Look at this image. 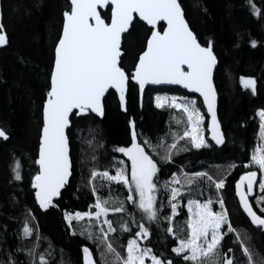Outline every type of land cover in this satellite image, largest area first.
I'll list each match as a JSON object with an SVG mask.
<instances>
[{
  "label": "trees",
  "instance_id": "16d2710c",
  "mask_svg": "<svg viewBox=\"0 0 264 264\" xmlns=\"http://www.w3.org/2000/svg\"><path fill=\"white\" fill-rule=\"evenodd\" d=\"M186 21L204 44L211 39L217 64L213 74L218 94L217 118L224 134L220 145L208 139L209 147L174 153L172 160L161 162L164 148L157 147L173 141L171 133L182 134L183 122L174 121L175 110L169 107L157 108L152 97L160 90L189 94L183 89L168 87H147L142 98L138 88L130 83L127 93V112L120 109L109 95L102 118L91 114L85 119L77 118L71 129V155L73 174L70 181L54 198V205L40 209L35 202L31 177L37 166L38 137L41 125V107L48 83L52 60V50L62 29V13L69 9V0H0L2 23L7 34V44L0 46V128L8 133V139L0 138V264L11 258L18 264H39V256L29 257L16 249L31 248L37 245L36 252L44 253L48 264H82L80 247H89L97 264H101L100 249L94 241L81 235L87 225L84 221L72 223V231L66 224L64 211H94L90 207L96 197L88 183L93 169L112 171L114 158L127 157L115 151L131 143V127L135 123L138 142L151 141L153 148L144 145L158 162L157 208L158 222L143 220L150 228L151 235L142 245L150 247L162 259H173L175 264H185L171 249L176 245V237L167 233L168 221L163 217L171 215L168 204L169 193L163 187L173 173L184 171L186 174L207 172L213 178L228 171L225 187L219 192L214 185L209 186L205 178L193 185H183L180 200L189 198L213 199L220 195L225 203L235 232H225L221 241L222 252L233 249L229 255L243 261L240 244L249 246L264 258V229L254 228L241 211L234 195V183L246 169L250 151L256 142L258 118L256 111L264 108V15H254L249 0H179ZM257 8L264 10V0H254ZM146 25L137 23L125 36L123 64L130 69L142 50ZM255 40L253 46L251 41ZM241 77H251L256 81V91L245 88ZM199 106L206 116L200 100ZM183 145L184 141H179ZM163 149V150H162ZM19 161L22 179H14V162ZM235 164V167L229 165ZM130 168V164L128 161ZM184 178V177H183ZM97 194L102 198L111 197L125 200L126 213L109 212L107 218L113 221L115 233H110L117 250L124 254L127 239L134 236L136 223L141 222L142 213L131 203L126 202L127 189L116 182L105 183L96 178ZM103 184L104 187H100ZM250 200L254 209L264 215ZM161 203L163 207H161ZM135 217L133 222L132 217ZM185 210L172 217L174 231L179 235L185 226ZM126 221L130 231L123 232L119 221ZM25 222L33 228V235L23 237ZM101 225H92L93 232ZM247 233L248 239H237V235ZM39 237V239H37Z\"/></svg>",
  "mask_w": 264,
  "mask_h": 264
},
{
  "label": "snow or ice",
  "instance_id": "6c2138e0",
  "mask_svg": "<svg viewBox=\"0 0 264 264\" xmlns=\"http://www.w3.org/2000/svg\"><path fill=\"white\" fill-rule=\"evenodd\" d=\"M254 15H264V10L257 8L254 0H249ZM62 29L52 50L51 66L48 83L41 107V125L38 137L37 154L34 164L37 166L31 177V188L35 200L41 209L55 206L54 198L61 195V189L69 183L73 174L71 155V129L77 118L85 119L91 114L103 117L106 110V100L109 95L119 108L127 112V93L129 84L134 83L143 93L149 84L181 85L192 93H198L209 117L205 129V115L198 107V99L188 96L177 97L157 95L155 106L175 108L182 111L186 118L182 134L179 131L171 133L173 143L164 145L163 141L157 147L164 148L160 156L161 162L172 160L174 153L188 151V146L194 149L209 147L205 137L207 131L212 141L217 145L224 142L220 122L216 112V89L213 82V70L217 64L211 39L202 44L185 19V13L179 0H70L69 9L62 13ZM146 28L142 50L130 69L123 64L125 55L123 43L125 36L137 24ZM5 27L0 22V46L7 44ZM255 46L256 41H251ZM241 84L256 91V81L251 77H241ZM259 138L264 141V108L258 109ZM179 125L180 120L176 121ZM131 131V143L127 147H118L115 151L122 153L130 162V168L125 161H118L115 174L108 170L90 173L88 183L92 186V194L96 197L90 207L94 211L65 212L64 219L72 227V221L78 224L87 218V225L82 228L81 235L94 241L100 252L101 264H146V258L151 264H175L173 259H162L150 247L140 241L148 240L150 228L143 220L158 222L160 219L157 208V176L158 162L144 145L153 148L151 141L144 139L138 142V134L133 120L128 121ZM0 138L7 140L8 133L0 128ZM185 141L181 145L178 142ZM12 171L14 179H22L19 161L14 162ZM235 167V164L229 165ZM245 171L235 183L236 195L240 207L251 219L253 225L264 227V215H258L249 202V194L253 192L254 184L264 190V143L254 147L251 156L244 165ZM259 173V178H258ZM102 178L105 183L116 182L127 189L126 202L133 204L141 213V222L136 223L134 236L127 239L124 254L117 250L110 233L117 231L113 221L108 219V213H126L125 200H115L111 197L102 198L97 194L96 178ZM200 178H205L209 186L214 185L217 192L225 187L223 177L213 178L207 172L185 174L183 182L172 174L170 181L163 182V187L169 193L168 204L171 215L163 217L168 221L167 233L176 237V246L171 251L181 257L185 264H264V258L256 254L249 246L241 243L244 260H238L229 255L233 249L222 252L221 241L227 232H235L222 197L217 196L215 203L219 210H214L213 199L189 198L187 200L186 231L177 235L174 231L172 216L177 214L178 201L183 185H193ZM181 184V188L173 185ZM100 187H104L103 184ZM264 203V195L257 198ZM161 207L163 204L161 203ZM264 213V207L260 208ZM103 217V220L101 219ZM133 222L135 217H132ZM123 232H129V224L119 221ZM104 225L93 232L92 225ZM33 228L25 222L22 235L30 237ZM39 239V237H37ZM237 239L247 240V233L237 235ZM37 245L21 249L29 257L39 256V264H48L44 253L36 252ZM83 264H96L89 247L83 246ZM5 264H18L11 258ZM34 264V262H33Z\"/></svg>",
  "mask_w": 264,
  "mask_h": 264
},
{
  "label": "rangeland",
  "instance_id": "374dc122",
  "mask_svg": "<svg viewBox=\"0 0 264 264\" xmlns=\"http://www.w3.org/2000/svg\"><path fill=\"white\" fill-rule=\"evenodd\" d=\"M157 95H167V96H169V97H171V96H177V97H183V96H188V97H193V98H197L196 96H189V95H185V94H179V93H175V92H167V91H163V90H160L159 92H157V93H155L154 95H153V97H152V102H153V105H155V97L157 96ZM198 99V98H197ZM165 107H168V106H165ZM198 107H200L199 106V103H198ZM171 109H174L175 110V113H174V117H173V119H174V121H177V120H180V121H184L186 118L184 117V115H183V113H182V111L181 110H179V109H175V108H171ZM201 112H202V114H204L203 113V111H202V108H201ZM257 112V111H256ZM257 117V116H256ZM258 118V117H257ZM205 129H206V126H207V122H206V116H205ZM184 127V123H183V126H181L180 128H183ZM259 133H260V129H259V118H258V130H257V133H256V142H255V145H254V147H256V146H258L259 144H261V143H264V141H261L260 140V138H259ZM205 137H206V139L208 140V135H207V131H205ZM185 142V141H184ZM173 143V141H171L169 144H164V145H170V144H172ZM186 143V142H185ZM184 143V144H185ZM253 147V148H254ZM163 148V147H162ZM253 148H252V150H253ZM163 150V149H162ZM251 150V151H252ZM251 151H250V156H251ZM146 152H148V151H146ZM149 154H151V153H149ZM250 158V157H249ZM114 160V162H115V164H113L112 165V171H110V170H108V169H102V170H99V171H104V170H108L109 172H110V174H115V168L116 167H118L119 166V164H118V161H121V160H123V161H125V163L128 165V161H126V160H124V159H122V158H117V159H113ZM129 164H130V162H129ZM246 164V163H245ZM245 164H243V165H245ZM129 166V165H128ZM250 170H256L255 169V167H252V168H250ZM228 171H223L222 173H220V176L221 177H223V178H225V176L228 174L227 173ZM227 173V174H226ZM185 172L184 171H181V172H179V173H177L176 174V176H177V178H179V179H181V181L183 182V177L185 176ZM258 175H259V173H258ZM171 177H172V175L170 176V178L168 179V181H170L171 180ZM102 179V178H101ZM173 186H175V187H177V188H181V184H175V185H173ZM182 192V191H181ZM252 194H253V198H252V200H253V202H254V204H255V206L258 208V210L260 211V208L261 207H264V203H261V202H258L257 201V197L258 196H260V195H264V190H261L260 188H259V185L257 184V186H256V188L254 189V191L252 192ZM217 196H219V197H221L220 195H218V194H216L215 196H213V201H214V203H213V208H214V210H219V204H216L215 203V199L217 198ZM188 200V199H187ZM187 200H185L184 202H182L181 200H180V197H178L177 198V201H178V207H177V214L176 215H178V214H180V211H181V209L183 208L184 210H185V214H186V218H185V222H186V219H187ZM199 200H201V201H203V200H205V199H199ZM66 211H64L63 212V217H64V213H65ZM67 212H72V213H74V212H76V211H67ZM175 215V216H176ZM172 217H174V216H172ZM102 220H103V217L101 218ZM65 220V219H64ZM65 222H66V224L69 226V224H68V222L65 220ZM74 222H76L75 220H73L72 221V223H74ZM101 226H103V227H106V226H104V225H102V224H100ZM70 231L73 233V231H72V228H70ZM186 231V223H185V226L183 225L182 226V228H181V230H180V233H179V235H183L184 234V232ZM224 231L226 232L227 231V229H226V226H225V228H224ZM141 243L143 242V241H140ZM176 246V245H175ZM126 247V246H125ZM146 264H151V261L148 259V258H146Z\"/></svg>",
  "mask_w": 264,
  "mask_h": 264
},
{
  "label": "water",
  "instance_id": "95a60500",
  "mask_svg": "<svg viewBox=\"0 0 264 264\" xmlns=\"http://www.w3.org/2000/svg\"><path fill=\"white\" fill-rule=\"evenodd\" d=\"M69 3H70V0H69ZM186 19V18H185ZM0 22H2V14H1V3H0ZM148 27V26H147ZM215 68H216V66H215ZM215 68H214V70H215ZM214 70H213V74H214ZM214 82V81H213ZM134 84V83H133ZM215 86V85H214ZM147 87H168V88H179V89H183V90H185L186 92H188L189 94H192V95H194V96H196L199 100H200V102H201V105H202V107H203V109H204V111H205V113H206V115H207V109H206V107H204L203 106V103H202V98H199V94L198 93H192V92H190L189 90H187V89H185V88H183V86H181V85H174V84H166V83H164V84H149V85H146L145 86V89L147 88ZM137 88H138V86H137ZM145 89H144V91H145ZM215 89H216V87H215ZM144 91H143V93H141L140 91H139V89H138V93H139V98L141 99L142 98V96H143V94H144ZM217 104H218V94H217V90H216V112H217ZM93 115H95V114H93ZM96 116V115H95ZM96 117H98V118H102V117H99V116H96ZM218 119V118H217ZM221 131H222V129H221ZM223 133V132H222ZM207 135H208V139L212 142V143H214V144H216L215 143V141H212L211 140V137H210V135H209V133L207 132ZM3 139V138H2ZM243 174V173H242ZM241 174V175H242ZM240 175V176H241ZM239 176V177H240ZM239 177L236 179V181L239 179ZM258 178H259V175H258ZM236 181H235V183H236ZM235 183H234V195H235V197H236V199H237V202H238V204H239V207H240V203H239V197L236 195V189H235ZM257 184L258 183H256V184H254V189L256 188V186H257ZM254 189H253V191H254ZM62 190V189H61ZM251 195H252V193L251 194H249V202L252 204V202H251V200H250V197H251ZM34 198H35V194H34ZM35 202H36V200H35ZM36 204H37V202H36ZM38 205V204H37ZM253 205V204H252ZM39 206V205H38ZM40 208V207H39ZM41 209V208H40ZM240 209H241V211L243 212V214L245 215V217L249 220V222H250V224L254 227V228H262V229H264V227H260V226H257V225H253L252 223H251V219L247 216V214L243 211V209L240 207ZM253 209H254V207H253ZM42 210H44V209H42ZM254 211H256L255 209H254ZM257 214L258 215H261V214H259L258 212H257ZM83 246H85V245H82L81 247H80V251H81V255H82V264H83V252H82V247ZM94 259V258H93ZM95 261V260H94ZM97 264V263H96Z\"/></svg>",
  "mask_w": 264,
  "mask_h": 264
}]
</instances>
